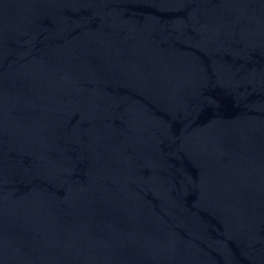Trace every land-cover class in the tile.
Here are the masks:
<instances>
[{
	"label": "water",
	"instance_id": "water-1",
	"mask_svg": "<svg viewBox=\"0 0 264 264\" xmlns=\"http://www.w3.org/2000/svg\"><path fill=\"white\" fill-rule=\"evenodd\" d=\"M0 264H264V0H0Z\"/></svg>",
	"mask_w": 264,
	"mask_h": 264
}]
</instances>
